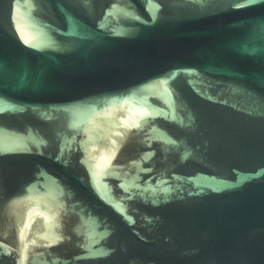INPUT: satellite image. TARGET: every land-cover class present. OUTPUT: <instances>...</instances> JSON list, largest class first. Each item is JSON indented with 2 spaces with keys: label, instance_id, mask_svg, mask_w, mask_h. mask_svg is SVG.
<instances>
[{
  "label": "water",
  "instance_id": "95a60500",
  "mask_svg": "<svg viewBox=\"0 0 264 264\" xmlns=\"http://www.w3.org/2000/svg\"><path fill=\"white\" fill-rule=\"evenodd\" d=\"M0 264H264V0H0Z\"/></svg>",
  "mask_w": 264,
  "mask_h": 264
}]
</instances>
